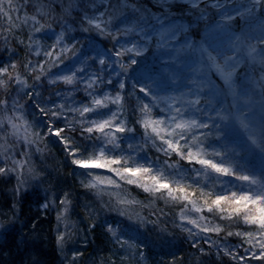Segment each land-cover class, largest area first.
Wrapping results in <instances>:
<instances>
[{
	"label": "snow or ice",
	"instance_id": "obj_1",
	"mask_svg": "<svg viewBox=\"0 0 264 264\" xmlns=\"http://www.w3.org/2000/svg\"><path fill=\"white\" fill-rule=\"evenodd\" d=\"M257 34L264 0H0V264H264Z\"/></svg>",
	"mask_w": 264,
	"mask_h": 264
},
{
	"label": "trees",
	"instance_id": "obj_2",
	"mask_svg": "<svg viewBox=\"0 0 264 264\" xmlns=\"http://www.w3.org/2000/svg\"><path fill=\"white\" fill-rule=\"evenodd\" d=\"M145 3H148L150 6H152L155 2V0H144ZM228 2L230 3L231 0H228ZM193 35L195 36V38L197 40H201L202 39V35H203V26H201L199 29H197ZM257 99H259V97H257ZM61 154H58V158H60ZM69 171V169L65 168L63 169V172L65 174H67V172ZM69 182H71V178L69 177ZM14 183V181H13ZM78 193L80 196H83V191L80 189H77ZM135 194V193H134ZM105 199H107V197H105ZM11 202V198L9 197V203ZM21 209L23 210V214L24 215H31V216H36L37 214H40L44 220V230H45V235H48V230L50 228L49 225V221H51V225L55 224V212L53 211L51 216H45L41 210L39 209V206L37 204H29L28 199L26 198L20 205ZM146 214V213H145ZM73 219H75V216L72 217ZM4 217L0 216V220H3ZM45 244H46V248L50 254V258L52 261V264H56V253L54 251V240L49 237L48 239L45 240ZM89 253L86 252L85 255L87 256Z\"/></svg>",
	"mask_w": 264,
	"mask_h": 264
},
{
	"label": "clouds",
	"instance_id": "obj_3",
	"mask_svg": "<svg viewBox=\"0 0 264 264\" xmlns=\"http://www.w3.org/2000/svg\"><path fill=\"white\" fill-rule=\"evenodd\" d=\"M99 42V41H98ZM82 43L87 46L86 41H82ZM101 46H103L107 42H100ZM209 46L212 45L211 42L206 41ZM252 44H255L257 46L264 44V35L257 34L254 39L251 40ZM232 55H235V53H231ZM107 211V210H105ZM102 217L107 221V222H114L116 225H118L121 228H129V227H134L137 224V221L134 218H129L127 216H121L115 212H108L106 216H104V213L102 212ZM99 231V230H98ZM74 237H69L66 240V244L71 243Z\"/></svg>",
	"mask_w": 264,
	"mask_h": 264
},
{
	"label": "rangeland",
	"instance_id": "obj_4",
	"mask_svg": "<svg viewBox=\"0 0 264 264\" xmlns=\"http://www.w3.org/2000/svg\"><path fill=\"white\" fill-rule=\"evenodd\" d=\"M201 40H204L205 42L209 41L212 44L215 42V38L213 36H211V35H202V39Z\"/></svg>",
	"mask_w": 264,
	"mask_h": 264
}]
</instances>
